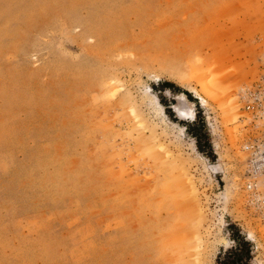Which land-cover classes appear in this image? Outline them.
Segmentation results:
<instances>
[{
  "label": "rangeland",
  "instance_id": "obj_1",
  "mask_svg": "<svg viewBox=\"0 0 264 264\" xmlns=\"http://www.w3.org/2000/svg\"><path fill=\"white\" fill-rule=\"evenodd\" d=\"M263 63L264 0H0V264H218L230 224L264 264V219L241 187L239 97ZM193 68L217 74L232 121ZM195 117L191 131L180 123ZM201 126L214 159L191 133Z\"/></svg>",
  "mask_w": 264,
  "mask_h": 264
},
{
  "label": "built area",
  "instance_id": "obj_2",
  "mask_svg": "<svg viewBox=\"0 0 264 264\" xmlns=\"http://www.w3.org/2000/svg\"><path fill=\"white\" fill-rule=\"evenodd\" d=\"M239 97L242 103L241 118L246 122L242 145L245 159L241 187L247 206L264 219V73L243 86Z\"/></svg>",
  "mask_w": 264,
  "mask_h": 264
},
{
  "label": "bare ground",
  "instance_id": "obj_3",
  "mask_svg": "<svg viewBox=\"0 0 264 264\" xmlns=\"http://www.w3.org/2000/svg\"><path fill=\"white\" fill-rule=\"evenodd\" d=\"M107 35V34H106ZM126 47V46H125ZM123 48V47H122ZM120 50V49H119ZM129 50V49H128ZM129 58V57H128ZM119 59V58H118ZM164 66V65H163ZM170 66V65H169ZM166 66H164V68H165ZM167 69V68H166ZM194 70H192V71H195L194 73H191V75H189V77L190 78H193V77H195V80L197 79V81H198V83L202 86L201 88H202V91L205 93V95H206V98L207 97H209L210 99H212V100H215L216 102H217V104L219 103V105H220V107H221V109H222V111H223V115H225L226 116V119L230 122V121H232L234 118H233V116H232V114L234 113V111L237 109V105H236V103L237 102H235V101H231L230 100V102H225L226 100H225V98H222L223 96H220V94L219 93H221L220 91H219V93L217 92V89H218V78H215L216 77V75L213 77V78H211V80H209V79H207L206 78V76L204 75L205 74V70H204V72H203V70L201 71V70H197L198 72H196V70H195V68H193ZM203 72V73H201V72ZM173 73V72H172ZM176 73H178V72H176ZM175 73V74H176ZM188 77V76H187ZM220 78V77H219ZM221 79V78H220ZM112 80V79H111ZM113 84V83H112ZM108 87H109V85L107 86V89H108ZM111 88H112V86H111ZM115 88V87H114ZM152 88V87H151ZM217 88V89H216ZM106 89V90H107ZM221 89V88H220ZM227 89H225V91H226ZM194 92V91H193ZM218 94H217V93ZM222 92H224V90L222 89ZM227 92V91H226ZM225 93V92H224ZM228 93V92H227ZM180 95V100L183 102V103H185L186 101L187 102H190L191 104H193V102H191L187 97H186V95L184 94V93H181V94H179ZM221 97V98H219V96ZM224 95V94H223ZM155 97V96H154ZM156 100H157V102H158V104L161 106V108H162V111L164 112V114L166 115L167 113L165 112V109H164V105L160 102V100H159V97L156 95ZM136 102V101H135ZM205 102V101H204ZM118 104V103H117ZM121 104V103H120ZM135 104V103H134ZM106 105H108V104H106ZM110 105V104H109ZM111 105H113V103L111 104ZM115 106H119V105H116L115 104ZM123 106V105H122ZM126 106V105H125ZM90 108V107H89ZM102 108V107H101ZM112 108V110H113V107H111ZM192 108V107H191ZM114 110H116V109H114ZM175 110H176V112H177V114H178V116L180 117V118H182L183 120L184 119H189V118H191V117H194V115H195V110H193V109H187L186 107H184L183 105H182V107H178V106H176L175 107ZM92 111H94V110H92ZM101 111V110H100ZM103 111H104V108H103ZM161 111V112H162ZM102 112V111H101ZM108 112V111H107ZM98 113V112H97ZM116 113V112H115ZM94 114H96V113H94ZM99 115H101V113L99 112ZM88 116V115H87ZM102 116V115H101ZM104 116V115H103ZM102 118V117H101ZM227 121V122H228ZM174 123L176 124L177 122H175L174 121ZM184 128H185V126H183ZM141 135V134H140ZM231 137H233L234 136V133L233 132H231ZM155 140V139H154ZM145 152V151H144ZM150 153V152H149ZM153 153H154V151H153ZM153 153H151V154H153ZM154 155V154H153ZM152 155V156H153ZM156 157V156H155ZM157 158V157H156ZM72 160H73V158H72ZM72 166V165H71ZM188 171V170H187ZM188 173V172H187ZM187 176H188V174H187ZM188 179H189V185H190V187L188 188L189 190H190V198L192 199V209H193V211L195 212V218H194V220H193V228H192V232H193V234H194V236L199 240V241H202L203 239V235H202V232H201V228H202V220H203V217H202V215H201V213H202V208H201V205H200V203H199V198H197L198 196H197V188H196V185H195V182L193 181V179H192V177H190V176H188ZM188 181V180H187ZM170 183V182H169ZM185 183H187L186 181H185ZM166 186V185H165ZM187 188V187H186ZM171 189V188H170ZM188 189H186L187 191H189ZM231 190V189H230ZM230 190L229 189H227L226 190V196L227 197H230ZM170 192H171V190H170ZM172 194V193H171ZM173 202V201H172ZM175 229V228H174ZM173 251V250H172ZM165 256V255H164ZM167 257V256H166ZM168 258V257H167ZM178 259H179V257H178ZM177 259V260H178ZM181 259V258H180ZM183 260V259H182ZM183 262V261H182ZM181 262V263H182Z\"/></svg>",
  "mask_w": 264,
  "mask_h": 264
},
{
  "label": "trees",
  "instance_id": "obj_4",
  "mask_svg": "<svg viewBox=\"0 0 264 264\" xmlns=\"http://www.w3.org/2000/svg\"><path fill=\"white\" fill-rule=\"evenodd\" d=\"M156 86H162L164 90H170L176 94L184 93L186 94V96H188L190 100H194L197 103V100L193 97L192 92H190L187 89L182 88L181 86H179L178 84H175L172 81L163 80L159 82ZM153 88H155V85L153 86ZM158 96L160 98L161 103L165 106L167 114L171 116L173 120L177 122L178 118H176L175 114L172 113L171 110H169L168 104L165 103L166 102L165 99L160 95ZM198 113H200V111L197 112V115L201 117ZM198 122L199 120H197V117H195L191 119L190 123L184 122V121H181L180 123L183 126H185V128L188 131H191V126L198 124ZM191 133L196 138V142H197V146L199 150L202 152L207 151V154L210 156V158L214 159L215 155L211 150L212 148H211L209 141L208 140L205 141L207 148H204L202 144L201 138L204 133L203 126H201L199 131L191 132ZM230 227L232 229L231 237H232V240L234 241V245L228 248L227 250L222 251L218 255L217 263L218 264H255L254 263L255 245L253 244V242L249 238H247L245 235H243V233L241 232L240 228L237 225L230 224Z\"/></svg>",
  "mask_w": 264,
  "mask_h": 264
}]
</instances>
